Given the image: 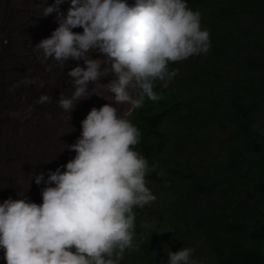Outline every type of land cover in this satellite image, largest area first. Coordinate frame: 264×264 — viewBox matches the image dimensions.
Instances as JSON below:
<instances>
[{
  "label": "clouds",
  "instance_id": "obj_1",
  "mask_svg": "<svg viewBox=\"0 0 264 264\" xmlns=\"http://www.w3.org/2000/svg\"><path fill=\"white\" fill-rule=\"evenodd\" d=\"M62 3L54 0L44 8L43 16L56 14L58 27L35 47L43 53L41 63L84 61V67L67 72L74 92L71 98L60 94L58 104L65 111L85 96L90 83L101 80V62L91 58L93 52L111 65L114 79L108 91L117 103L135 110L145 98H163L154 88L157 82L168 88L178 74L170 63L206 54L211 47L200 12L186 0H135L134 5L126 0H70L66 12ZM77 27L83 32L73 31ZM25 83L43 87L35 79ZM49 100L42 94L37 102ZM81 125L80 137L67 145L76 155L66 170L49 171L47 180L43 172L35 175L37 185H49L42 190L41 204L11 198L0 203V248L6 264H120L126 251L139 250L133 209L156 200L145 177L159 164L150 166L134 150L141 133L112 104L93 107ZM193 252L187 247L168 250V264H197Z\"/></svg>",
  "mask_w": 264,
  "mask_h": 264
},
{
  "label": "trees",
  "instance_id": "obj_2",
  "mask_svg": "<svg viewBox=\"0 0 264 264\" xmlns=\"http://www.w3.org/2000/svg\"><path fill=\"white\" fill-rule=\"evenodd\" d=\"M186 3L211 47L170 63L178 74L133 123L134 150L159 168L145 177L156 200L133 209L140 248L120 264H168L183 247L197 264H264V0Z\"/></svg>",
  "mask_w": 264,
  "mask_h": 264
},
{
  "label": "rangeland",
  "instance_id": "obj_3",
  "mask_svg": "<svg viewBox=\"0 0 264 264\" xmlns=\"http://www.w3.org/2000/svg\"><path fill=\"white\" fill-rule=\"evenodd\" d=\"M52 2L54 3V1ZM1 3H3V0ZM5 3L9 7L11 6L10 10L12 13H18L20 16L23 15V17L27 16L23 1L7 0ZM15 5L17 6L15 7ZM65 5V2L62 3L60 8ZM66 11L64 10L63 12ZM43 21L45 27L50 26L53 31L58 27L55 13L51 14L50 17H43ZM81 28L77 27L76 29L79 31ZM26 33V30H23L21 36L24 35L22 37L25 38ZM18 36H20V33ZM13 48L14 46H11L3 50L7 49L5 52L11 53ZM16 48L19 47L17 46ZM18 51L16 49L13 61H25L24 57L22 58L23 53L21 50ZM91 58L98 59L101 62V80L88 85L85 96L81 97L76 103L74 101L75 106L70 112L60 108L58 100L61 93L68 98L72 97L74 88L71 80L69 83L61 84L60 88L57 77H54L55 75H49L46 80H43L39 73L29 76L26 73V66L20 63L21 70L19 73H13V70L9 68L8 71H4L0 67V203L11 198L26 199L27 201L41 204L42 190L49 185L43 182L37 185L35 183V175L43 172L45 180H47L49 171H56L57 168H60L61 171L66 170L65 166L71 158L49 161L50 159L45 156L49 145L53 141V136L57 137L58 132H60L57 126L60 120L63 122L68 119L67 121L71 125V133L67 132V134L79 138L82 132L81 121L86 118L89 111L93 107L99 109L102 105L110 103L117 109L119 116L127 118L132 124L134 123L141 107L132 110L129 104L117 103L114 94L107 89V84L114 79L109 61L105 60L107 59L105 56L95 52L91 54ZM51 62L54 65L57 61L51 59ZM77 65L85 66L83 60H76L72 68ZM32 78H37L39 80L37 81L36 79L38 85H43V87L38 90L36 84L25 83L26 80H31ZM42 94H47L50 97L49 102L44 104L36 102ZM54 127H57V130ZM40 146L42 147L40 148ZM51 186L55 185L52 184ZM0 264H6L3 248H0Z\"/></svg>",
  "mask_w": 264,
  "mask_h": 264
},
{
  "label": "bare ground",
  "instance_id": "obj_4",
  "mask_svg": "<svg viewBox=\"0 0 264 264\" xmlns=\"http://www.w3.org/2000/svg\"><path fill=\"white\" fill-rule=\"evenodd\" d=\"M6 1L7 0H3V3H1L2 0H0V4L2 5L1 6L2 8L0 7V48H1V50H0V67L4 71L5 70L8 71L10 69V70H13V73H19L21 70V66H20V64H21V65L26 66V69H27L26 73H28L27 75H29V76L35 75L36 73H39L41 78L43 80H46L49 75H51V76L55 75L54 77H57L58 85H60V88H61V84L69 83L71 78L67 75V72L70 71V69L72 68V66L74 65V62L76 60L69 58L68 60H66L67 62L66 61L64 62L63 65L58 63V62H56L53 65L51 62V59H49L48 61H46L44 63H41L43 53L41 50H38L35 47V45L37 43H39L42 39L51 36V34L53 32V29L50 26L45 27V24L43 21V17H50V15L43 16V14H44V8L47 5L52 4L53 3L52 1H54V0H20V1L24 2L23 4H25V13L27 15L26 17H23V15L20 16V14H18V13H16V14L12 13V11L10 10L11 6L10 7L7 6L5 3ZM15 1H17V0H15ZM64 2L66 3V5L64 7L60 8L63 11L67 10L70 6V0H64ZM126 2L129 5H133L134 0H126ZM9 5H10V3H9ZM16 6L17 5H15V7ZM7 10H9V11H7ZM23 30H26V32H27L26 36L28 34V36L27 37L25 36V38L22 37L24 35L21 36V32ZM73 31L82 33L83 28L79 29V31H77V29L74 28ZM19 33H20V36H18ZM17 36H18V38H17ZM5 41H7V43H5ZM13 42H14V44H13ZM11 46H14L11 53L5 52L7 49L3 50L6 47L9 48ZM17 46L21 49L16 48ZM16 49H17V51L21 50V52L23 53L22 58L24 57L25 61L24 60H23V62H22V60L21 61H15V60L13 61V59L15 57ZM105 60H107V59H105ZM12 65H13V67H12ZM11 81H13V80H11ZM37 81H39V80L37 79ZM10 84H13V83H10ZM6 86H7V84H6ZM25 94H28V93H25ZM67 120L63 121L64 123L62 122V120H60L57 123V126L59 128L58 131H60V132L57 131L58 132L57 137L53 136V141L51 142V145H49L47 152L45 153L46 158L50 159L49 161L54 160V159L57 160L60 158L66 159L67 157L73 159L76 155L75 151L70 150L67 147V145H71V144L75 143L78 139V137L75 138V137H72L73 135L67 134V132L71 133V128H70L71 125H70V122H68ZM54 128H56V130H57V127H54ZM42 146H40V148ZM33 156H34V154H33ZM1 173H2V171H1Z\"/></svg>",
  "mask_w": 264,
  "mask_h": 264
}]
</instances>
